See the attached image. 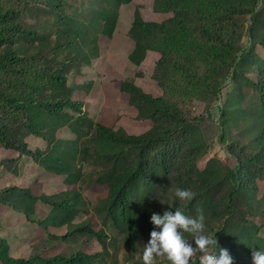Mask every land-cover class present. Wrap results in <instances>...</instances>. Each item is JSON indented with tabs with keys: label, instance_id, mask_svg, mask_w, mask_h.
Masks as SVG:
<instances>
[{
	"label": "rangeland",
	"instance_id": "374dc122",
	"mask_svg": "<svg viewBox=\"0 0 264 264\" xmlns=\"http://www.w3.org/2000/svg\"><path fill=\"white\" fill-rule=\"evenodd\" d=\"M137 14L159 25L139 65V52L129 61ZM12 54L21 62L7 61ZM0 63V96L37 102L18 110L0 101V126L27 146L22 153L0 142V241L10 256L43 264L83 253L87 264H143L150 216L170 207L203 211L214 250L227 248L233 264H252L253 251L264 250V0H0ZM123 82L177 104L196 126L177 136L182 151L170 149V158L163 145L150 150L146 172L128 181L125 214L112 184L137 166V150L98 138L94 124L117 134L151 129ZM70 98L84 113L46 109ZM177 187L193 199L176 201ZM11 188L67 200L70 210ZM76 226L103 232L104 243L86 233L60 238Z\"/></svg>",
	"mask_w": 264,
	"mask_h": 264
},
{
	"label": "trees",
	"instance_id": "16d2710c",
	"mask_svg": "<svg viewBox=\"0 0 264 264\" xmlns=\"http://www.w3.org/2000/svg\"><path fill=\"white\" fill-rule=\"evenodd\" d=\"M118 2L130 3L132 0H117ZM159 29V25L155 22H146L143 20L141 15L137 14L135 16L134 22L132 24L131 29L129 30L130 37L135 42V48L129 55V61L137 55V63L139 65L143 59L145 58L146 52L151 48H144V42H146L150 36L155 35ZM4 37V36H3ZM6 44L9 42H13L14 39L11 37H6ZM143 53H141V52ZM141 53V54H140ZM7 61L11 63H19L20 57L18 54H12L6 58ZM236 59L234 60V64ZM0 67H3V64L0 63ZM4 70L10 71V69ZM263 83H264V74H263ZM39 81V80H38ZM121 91L127 93L129 95L130 101L136 105L135 107L138 110V118L139 120H151L153 126L151 129L145 134L141 135H130L127 133L117 134L112 128L106 127L102 124L96 123V135L98 138L105 140L108 143L119 144V145H127L129 148H135L138 154V163L137 166L132 168L130 171L123 172L119 174L112 184L113 193L111 195L112 201L115 205L119 206L120 212L125 214L127 209V193L126 188L128 186V181L138 179L142 176V173L146 172V166L149 162V152L152 148L157 145H163L166 148L165 157L170 158V149H173L176 153L182 151V143L179 141L177 136L182 135L184 132L191 130L192 133H195L194 130V122L190 121L181 111L179 106L164 97L155 98L151 94L145 93L142 89L137 87L134 83H126L123 82L120 85ZM261 93L264 94V85H262ZM132 99L139 100V104H134ZM0 101H2L8 108L12 109H20L26 110L28 107L36 105L37 102L35 100H30L26 102H22L21 98H15L13 96H0ZM65 107H70L75 112L83 111V103L80 101H74L71 98L69 100L58 101L54 106L51 104L47 106V110L52 113L62 112ZM147 109V111H145ZM144 110V111H143ZM196 127V126H195ZM174 137V144H172L171 140ZM171 140V141H170ZM0 142L4 143L6 149H16L22 153L27 151V146L23 141H13L10 139L8 132L5 131L0 126ZM197 157L195 158V160ZM53 162L56 164L58 162L57 158H52ZM167 165V162H164ZM241 167L239 161H237L236 166L231 170L233 175H237L238 171ZM55 174L60 175L61 172H55ZM12 189V188H11ZM20 188H13L12 190L19 191ZM26 193L28 199L32 201H39L45 205L51 207H58L63 210H70V205L67 200L63 201H52L50 196H31V194L27 190H22ZM10 189L6 190L8 194ZM0 198V202H1ZM40 222H37L39 224ZM74 233H86L91 236L96 237L100 243H104L105 234L103 232L95 231L86 226H76L72 231L66 232L61 239H66ZM54 238V236H49ZM87 255L83 253H73L68 257H65L61 254H56L51 257H45L43 264H87L84 258ZM0 264H34L31 258H17L12 257L8 253V245L4 240L0 241Z\"/></svg>",
	"mask_w": 264,
	"mask_h": 264
},
{
	"label": "clouds",
	"instance_id": "9594fccd",
	"mask_svg": "<svg viewBox=\"0 0 264 264\" xmlns=\"http://www.w3.org/2000/svg\"><path fill=\"white\" fill-rule=\"evenodd\" d=\"M194 193L190 188L177 187L174 192L176 201H191ZM150 222L154 226L149 238L143 243L141 259L143 264H154L157 257H165L169 264H189L199 252V264H233V257L227 248L218 247L214 233L205 232V215H186L180 208H169L162 214L152 213ZM190 234L191 239L185 237ZM252 264H264V250L252 253Z\"/></svg>",
	"mask_w": 264,
	"mask_h": 264
},
{
	"label": "crops",
	"instance_id": "0c3cea01",
	"mask_svg": "<svg viewBox=\"0 0 264 264\" xmlns=\"http://www.w3.org/2000/svg\"><path fill=\"white\" fill-rule=\"evenodd\" d=\"M138 111V110H137Z\"/></svg>",
	"mask_w": 264,
	"mask_h": 264
}]
</instances>
